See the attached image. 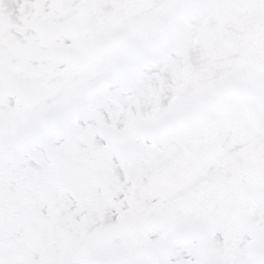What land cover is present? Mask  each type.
<instances>
[{
	"label": "snow or ice",
	"instance_id": "6c2138e0",
	"mask_svg": "<svg viewBox=\"0 0 264 264\" xmlns=\"http://www.w3.org/2000/svg\"><path fill=\"white\" fill-rule=\"evenodd\" d=\"M0 264H264V0H0Z\"/></svg>",
	"mask_w": 264,
	"mask_h": 264
}]
</instances>
